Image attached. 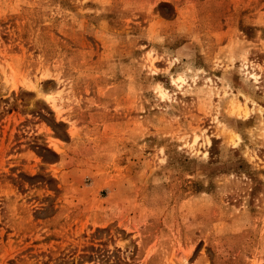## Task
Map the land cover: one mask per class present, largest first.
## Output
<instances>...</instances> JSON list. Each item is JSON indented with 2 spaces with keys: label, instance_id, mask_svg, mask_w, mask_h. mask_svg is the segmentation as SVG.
Listing matches in <instances>:
<instances>
[{
  "label": "rangeland",
  "instance_id": "1",
  "mask_svg": "<svg viewBox=\"0 0 264 264\" xmlns=\"http://www.w3.org/2000/svg\"><path fill=\"white\" fill-rule=\"evenodd\" d=\"M0 264H264V0H0Z\"/></svg>",
  "mask_w": 264,
  "mask_h": 264
}]
</instances>
